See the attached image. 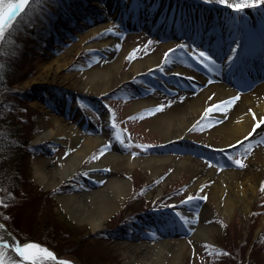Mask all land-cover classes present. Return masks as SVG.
Masks as SVG:
<instances>
[{
	"label": "rangeland",
	"instance_id": "374dc122",
	"mask_svg": "<svg viewBox=\"0 0 264 264\" xmlns=\"http://www.w3.org/2000/svg\"><path fill=\"white\" fill-rule=\"evenodd\" d=\"M98 1L31 0L0 34V85L5 83L3 86L6 87L0 90V130H4L0 131L4 136L0 144H6L9 138L11 142L8 145L13 142L9 146L10 151L5 152L0 147V220L20 243L27 240L38 242L52 249L57 256L76 264H139L134 255L153 259L158 252L155 244L168 239L186 240V256L182 264H264V224H261L264 188L257 190L260 195L245 215L236 209L233 216L227 218L210 207L208 195L203 191L207 183L196 190H189L197 178L189 171L174 174V167L167 164L157 176H153L139 165L127 172L109 171L104 166L92 167L100 156L109 152L132 158L190 155L219 171L243 170L248 166L252 152L242 154L237 146H215L214 141H208L207 136L215 122L205 115L197 116L191 122L183 140L169 145L160 142L161 138L151 129L171 99L182 98L176 92L167 94L154 79L165 81L164 76L170 78L168 73L177 65L197 69L198 53H206L204 48L197 46L198 43L190 49L179 47L164 56L173 61L174 66L165 67L161 59L144 71L129 74L124 79L119 76L104 92L95 93L44 80L32 84L43 65L65 53L68 56L65 67L59 72L61 76L102 69L118 56L122 64L121 75L132 62L144 59L161 48L163 40L157 35H150L142 28H119L116 15L102 17L99 6L106 3ZM118 1L114 0L116 7ZM146 1L136 0L137 4ZM151 1L159 3L161 12L165 14L170 12L173 3L172 0ZM199 1L207 12L211 11L209 6L218 5L217 9L222 11L229 5L247 2ZM196 10L199 13V9ZM186 11L183 15L189 17L192 13ZM241 15L245 20L244 29L251 32L255 22L250 13L244 10ZM263 18L260 17L261 20ZM99 25L104 27L81 40V33ZM105 37H114L116 41L109 54L94 45L106 40ZM180 40L184 38L177 39ZM152 98L160 103L157 106L151 103L138 105V109L130 110L134 103ZM160 106L163 110L157 111ZM49 115L78 127L85 136L99 138V144L85 156L80 167L53 187H45L38 181L33 161L42 155L57 163L60 157L68 155L71 147L54 137L36 138L42 126H53L46 120ZM117 136L123 144L116 139ZM238 147L247 150L250 146L246 141ZM189 149L195 154L188 152ZM237 160L243 167L235 163ZM105 175L126 179L128 190L103 225L93 229L87 221L74 218L59 197L94 191L100 188V178ZM188 197L193 199L185 202ZM205 205L211 208L212 216L203 222L217 226L211 241L190 240L194 226L189 231L185 228L178 237H163L157 224L147 221L169 215L176 217L179 225H184L188 221V216L183 213L185 209L197 215ZM186 206L188 208L184 209ZM198 223L195 222L196 225ZM134 243L138 247H134ZM163 253L168 257L171 255L167 249ZM166 260L164 264H168Z\"/></svg>",
	"mask_w": 264,
	"mask_h": 264
},
{
	"label": "bare ground",
	"instance_id": "6f19581e",
	"mask_svg": "<svg viewBox=\"0 0 264 264\" xmlns=\"http://www.w3.org/2000/svg\"><path fill=\"white\" fill-rule=\"evenodd\" d=\"M109 6L111 9L103 5L99 6L100 14L108 15V18H110L109 15H116L120 27L121 25L133 26L135 24L147 27V23L156 22L160 26L159 29L161 27L164 29L175 28V32L168 33L167 38L162 39L163 43L159 50L144 59L132 62L121 75L119 73L122 64L118 56L115 60L103 66L102 69L95 68L82 73L61 76L59 72L65 67L68 56L65 53L43 65L44 68L37 74L32 84L44 80L45 82H54L71 88H85L90 92H104L118 80L119 76L124 79L129 74L144 71L146 68L159 63L161 59H163L162 64L165 67L174 66L173 61L164 58L165 53H169L170 49H177L181 46L190 49L196 40L200 41L197 42L200 43L197 46L204 48L207 55L215 57L216 63L204 61L208 65L207 73L209 76H203L199 67L198 69H187L177 65L171 68L168 73L170 78L178 79L183 87H188L187 84L191 86L183 89H177L174 85L166 87V91H177L182 98L171 99L172 102L158 115L156 121L151 125V129L161 138L160 142L169 145L183 140V136L190 128L191 122L197 116L205 115L215 122V127L210 130L211 132L207 136L208 141H214L215 146L230 147V145H235L242 154L252 152L248 158V166L243 170L219 171L210 168L205 161L192 158L190 155L180 157L158 155L132 158L109 152L100 156L97 162L92 164V167L104 166L103 168L109 171L127 172L130 168L139 165L149 171L151 175L157 176L164 166L169 164L174 167V174L189 171L197 176L192 181L189 190H196L207 183L208 185L203 188V191L208 195L210 207L220 211L224 217L233 216L236 209L245 215L260 195L257 190L264 188V143H258V141L264 140V123H262L264 121V78L252 83L244 92H239L240 89L229 83V80H233L232 75L239 77L252 76L248 81L249 84L252 82L251 80L264 75V68H262L264 67V19L256 21L254 31H247L246 34L243 30V24H245L243 17L241 13L235 12L233 8L230 13L213 9L207 16H205L206 11L202 8L203 18L194 17L189 22L192 23L188 27V24L180 16L178 18L159 17L158 12L150 10L148 3H143L138 11L134 10V0H122L118 7L110 3ZM130 6H132L131 9ZM261 7L264 8V5ZM244 10L250 13L253 20L259 19L256 14L259 9L245 8ZM263 11L264 9L260 12ZM143 13L146 15L145 20H141ZM103 27L104 25H99L92 30L89 29L81 33V40L84 41L83 39L88 35ZM181 29H195L193 30L196 31L195 36L189 34L186 39L177 41L175 36H181V34L176 32ZM186 32L191 33L192 30H186ZM115 43L114 37H111L94 43V45L109 54L113 51ZM247 66L253 68L252 72H248ZM189 77H192V79H189ZM172 79L171 81L174 82ZM155 80L159 81L158 79ZM159 83L167 84L165 81ZM210 97L211 99H209ZM234 97H239V99H233ZM225 101L230 102L224 103ZM150 103L157 106L160 102L154 98L140 101L137 104L134 103L130 110L134 111L140 107L138 105ZM210 108L212 109L211 112L208 111ZM38 118L39 120L42 119ZM46 120L53 123V126L51 128L48 125L42 126V131L37 134L36 138L39 140L47 136L54 137L60 142L68 143L71 147L68 155L65 158L60 157L57 163H52L49 157L42 155L33 161L34 173L38 181L45 187H53L59 180L80 167V163L85 156L99 144V138L85 136L82 132L80 133L78 127L62 121L59 117L49 115ZM257 125H260V127L257 128ZM253 128H256L255 132H253ZM250 133H252L251 136ZM245 137H249L248 142L252 144L247 150H242L238 147L237 141H243ZM188 152L195 154L190 149ZM198 154L205 156L203 153L198 152ZM100 185V188L94 191L59 197V200L74 218L79 221H87L93 229H98L103 225V221L118 207L119 202L125 197L128 190V181L115 176L105 175L101 177ZM208 206L205 205L201 213L194 218L187 214L186 231L194 226L190 240L203 239L211 241L212 235L217 231V226L214 223L207 224L203 222V220L210 219L212 216L211 208ZM159 220L166 225H174L175 228L174 233H169L170 229L162 230L160 232L161 236L178 237L183 234L181 233L183 228L176 223L172 216L165 215L160 217ZM196 221L199 222L197 225L195 224ZM261 224H264V215ZM28 243L31 242H18L14 235L7 234L5 229L0 226V245H7V247L0 246V262L2 264H31V261L24 260L14 250L16 246L23 248V245ZM132 245L138 247L135 243ZM186 245L184 239L163 240L158 242L157 245L155 244L158 252L153 256V259L134 255V260H137L136 262L139 264H164V260L167 259L168 264H182L186 256ZM42 249L45 248L39 245V247L25 249L24 252L37 264H59L60 261L72 264L64 257H55V260L47 258ZM166 249L171 254L169 257L163 253Z\"/></svg>",
	"mask_w": 264,
	"mask_h": 264
},
{
	"label": "snow or ice",
	"instance_id": "6c2138e0",
	"mask_svg": "<svg viewBox=\"0 0 264 264\" xmlns=\"http://www.w3.org/2000/svg\"><path fill=\"white\" fill-rule=\"evenodd\" d=\"M205 2H214V0H205ZM215 2L218 3H225L226 0H215ZM28 0H14V2H8L5 3L4 0H0V34H2L3 32V28L2 25L5 23V21H9L11 22L13 19H15L16 15L22 11L25 6L27 5ZM262 5H264V0H247V2H243V3H236L234 5H229V7H232L234 9L235 12L237 13H243L245 8H257L259 9ZM183 47V46H181ZM233 51H235V49H233ZM175 52V49H170L169 53H173ZM169 53H165V56L167 57L169 55ZM198 63H201L205 68L208 67V65L206 63H204V61H212V58L208 55H206V53L204 51H200L196 57ZM214 63V61H212ZM189 79H192V77H189ZM211 99V97L209 98ZM233 99H239V97H234ZM230 101H225L224 103H228ZM157 111H161L163 110V106H160L158 109H156ZM209 112L212 111V109H208ZM262 123H264V121H262ZM257 128L260 127V125L256 126ZM256 131V128H253V132ZM250 136L252 135V133L249 134ZM117 140L120 141L121 144H123V140H120V137L117 136L116 138ZM249 137H245L243 141H237V144H240L241 146L244 145V143L246 141H248ZM258 143H264V140L258 141ZM230 147L235 148V145H230ZM223 151V150H221ZM235 163L238 166L243 167V164L241 163V161L237 160L235 161ZM193 199V197H188V201H191ZM3 247H7L6 244L4 245H0ZM35 247H39V245H36L34 243H28V244H24L23 248H21L20 246H16L15 247V252L19 254L20 257H23L24 260L26 261H31V264H37V262L35 260H32L30 257L25 255L24 250L28 249V248H35ZM43 252L46 253L47 258H50L52 260H55V256L53 255L52 252L48 251L47 249H42ZM0 264H2V262H0ZM59 264H68V262L66 261H60Z\"/></svg>",
	"mask_w": 264,
	"mask_h": 264
},
{
	"label": "water",
	"instance_id": "95a60500",
	"mask_svg": "<svg viewBox=\"0 0 264 264\" xmlns=\"http://www.w3.org/2000/svg\"><path fill=\"white\" fill-rule=\"evenodd\" d=\"M10 22L9 21H5V23L2 25V28H4L5 26H7L8 24H9ZM0 226L1 227H3L4 229H5V231H6V233L7 234H10V235H14L8 228H7V226L0 220ZM14 237H16L15 235H14ZM17 239V238H16ZM17 241L19 242V240L17 239ZM28 242H30V241H28ZM24 243H26V242H24ZM31 243H36V242H31ZM36 244H38V243H36ZM38 245H41V244H38ZM43 248H45V249H47L46 248V246L45 245H41ZM48 251H50V252H52L53 253V255L55 256V253H54V251L52 250V249H47ZM73 264V263H72Z\"/></svg>",
	"mask_w": 264,
	"mask_h": 264
},
{
	"label": "trees",
	"instance_id": "16d2710c",
	"mask_svg": "<svg viewBox=\"0 0 264 264\" xmlns=\"http://www.w3.org/2000/svg\"><path fill=\"white\" fill-rule=\"evenodd\" d=\"M4 84H5V83H3V84L0 85V90L6 88L5 86H3ZM1 122H2V121H1ZM0 131L2 132V131H4V130H0ZM5 135H6V134H5ZM0 136H2V137H1L2 139L0 138V140H3V139H4V138H3V137H4L3 134H1ZM10 137H11V136H10ZM10 142H11V138L8 139V141H7L6 144H5V143H4V144H3V143L0 144V147L3 148L5 152H6V151H10L9 146H12V145H13V142H12V145H8ZM17 144H18V143H17ZM21 145H22V144H21ZM16 147L18 148V147H22V146H16Z\"/></svg>",
	"mask_w": 264,
	"mask_h": 264
}]
</instances>
